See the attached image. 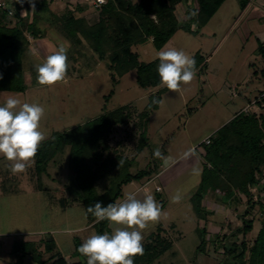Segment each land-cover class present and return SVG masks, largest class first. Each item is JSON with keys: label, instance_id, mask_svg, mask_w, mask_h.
Segmentation results:
<instances>
[{"label": "rangeland", "instance_id": "374dc122", "mask_svg": "<svg viewBox=\"0 0 264 264\" xmlns=\"http://www.w3.org/2000/svg\"><path fill=\"white\" fill-rule=\"evenodd\" d=\"M99 1L102 2L100 5H104L107 0ZM127 1L132 4L140 2ZM240 1H224L204 27L195 29L198 30L195 33L178 30L161 48L183 50L193 57L198 54L200 57L197 58L198 63L201 61L202 65L196 68V78L190 84L182 85L178 92L168 91L161 95L163 104L158 105L156 110L149 111L147 120H143L139 115L145 111L152 95H156V90L149 89H160L165 86L140 88L134 70L121 78L115 77L117 82H114L107 59L99 61L88 42L81 37V44L78 46L57 30L59 28L53 15L62 16L67 10H75L76 6L82 8V13H76L77 16L85 18L88 25H94L99 14L98 8H95L96 0H19V2L0 0L4 4L0 9L2 25L9 28L18 25L23 28L18 22L25 25L32 22L34 17L35 27L42 34L41 38L32 39L25 33L30 45L28 54L31 57L30 62L26 63L31 64V67L43 63L53 49L60 45L68 49L65 81L54 86L32 87V80L37 73L25 67L23 79L16 77L13 82V86H18L17 88L23 87L25 89L23 92L0 90V106H3L10 96H15L21 103H38L45 107L40 130L47 138L42 142L37 154L48 147L47 143L56 133H63L120 107H127L130 117L125 124L112 130L108 142L110 149L96 163L99 165L101 162L105 165L100 171L99 167L97 168L100 179L95 181L92 190L95 202L109 189V180L117 176V172L109 169L116 168V165L125 159L132 163L127 168V173L135 174L152 168L155 175L169 160L179 158L161 178L157 176L158 178L147 184V193L154 195L162 206L164 215L144 231L143 246L150 243L153 239L151 237H155L159 230L160 237L171 245L170 249L152 264H229L226 262L227 257L223 253V248L236 241L240 243L244 240L251 244L264 218V199H260L253 204V208H249L244 196L238 201L225 204V201H220L208 190L206 194H209L211 199L208 195L203 196L201 210L204 209L201 213L195 212L190 200L199 188L204 165L201 152L205 145H200L201 141L209 135L212 136L236 114L244 112L252 100L258 101L260 92L264 91V80L259 79L264 63L258 54L259 42H264V0H256L255 6L248 0L245 11L241 10ZM14 2L16 6L12 7L11 4ZM27 2L31 5L41 3L42 6L47 5L48 9L39 6V11H35L33 15L34 9L30 8L28 14V8L19 7V4ZM192 7L193 4L188 2L187 8ZM187 8L184 3L176 7L175 16L179 23L185 19ZM9 9L12 16H4L2 12ZM19 9L22 18H14L13 14ZM25 12L29 15L28 20L23 18ZM151 18L155 20L154 15ZM132 50L138 54L140 62L148 63L158 59L159 51L153 47L151 39L142 45L134 46ZM247 111L259 113L260 107L256 105ZM196 146V150L192 151ZM156 149H160L163 156L168 159L156 158L153 155ZM186 152L190 154L186 156ZM44 155L41 158L44 163L38 166L43 172L41 175L35 172L34 177H40L41 182L45 181L48 184L51 182L49 177L56 178L52 185L59 196H54L52 203H49L48 199L45 200V195L28 200L19 196L11 201L12 208L2 203L1 201H4L2 199L0 231L76 229L88 223L85 208L80 200L81 192L67 168L68 147L59 148L53 158ZM107 165L108 170L105 168ZM10 167L11 162L0 156V177L5 178L6 185L20 182L21 175L13 174ZM30 167L33 171L34 163ZM30 175V173L25 175L24 185H27ZM61 183L63 185H60ZM139 185L140 182H132L123 186L124 196L119 197L116 203L124 202L125 197ZM157 186L161 188V192L155 191ZM257 189L259 190V186ZM62 190L64 198L58 200ZM26 191L29 192L27 189ZM177 191L182 194V199L173 202L172 197ZM77 196L79 202L73 203ZM66 198L69 200L68 205L64 202ZM246 210L249 212L247 216L244 214ZM248 219L254 220L252 231L246 237L242 233L231 237L237 228L242 227L243 220ZM10 225H14L15 228H11ZM107 228V232L110 233L109 222ZM199 228H205L207 231L204 241L199 234ZM92 233L97 234L96 229L88 226L62 234L36 232L29 233L26 237H22L24 234L15 238L0 237V261L5 260L7 264H51L48 258L58 251L70 263L78 262L82 258L78 257L80 253L76 248H79ZM36 239H40L41 243L36 244L34 241ZM13 242H16L14 248ZM26 242L32 243L28 245ZM82 257L83 263L87 264L86 257Z\"/></svg>", "mask_w": 264, "mask_h": 264}, {"label": "trees", "instance_id": "16d2710c", "mask_svg": "<svg viewBox=\"0 0 264 264\" xmlns=\"http://www.w3.org/2000/svg\"><path fill=\"white\" fill-rule=\"evenodd\" d=\"M224 1L140 0L138 4H132L127 0H107L104 5L95 7L98 8L99 14L98 21L94 25H88L85 18L77 16L82 11L79 6H76L73 11L67 10L62 16L53 15V18L59 28L57 30L63 37L78 46L81 44V39L86 40L99 61L108 60V69L114 82H117L115 77L121 78L134 70L138 86L147 89L161 86L157 72L159 59L148 63L140 62L138 54L132 48L151 39L153 47L159 51L178 30L197 32L198 30L195 29L204 27ZM188 2L193 4L192 9L187 8ZM182 3L187 9L185 19L179 23L175 10ZM246 3L247 0H241L240 8L244 9ZM14 4L16 6L15 2ZM27 4L29 14L33 6L29 2ZM39 6L42 4L34 3L33 15L35 11H39ZM42 7L45 10L48 9L47 5ZM21 9L13 14L14 18H22L19 15ZM2 14L8 15V10ZM28 14L23 18L28 20ZM152 15L155 16V20L151 18ZM18 24H21L23 28L18 25L9 28L0 23V76H2L0 90L23 92L25 90L23 87L13 86L14 80L16 77L23 79L25 67L36 72L31 64L26 63L30 62L31 57L28 54L30 45L25 33L32 39L41 38L42 34L35 27L34 17L30 23L24 25L18 22ZM26 54H28L27 58H25ZM258 54L264 63V43L259 42ZM194 58L196 68L200 67L202 62L198 63L199 55L196 54ZM96 65L97 63L91 72ZM260 73L263 78L264 68ZM254 75L257 74L254 73ZM32 83L38 84L37 75ZM167 91L166 87H162L156 92L155 97L152 95L145 111L139 115L140 119L147 120L149 111L156 110L159 105L153 104V99H161V95ZM260 93L262 96L259 95L256 102L260 107L259 113L248 111L236 114L211 136L210 144L205 146L201 181L197 192L190 199L196 213L203 211L201 200L207 195L208 190L212 191V195L218 197L220 201H225V204L238 201L241 196H244L249 208H253L255 202L264 199V91ZM129 117L127 107H120L105 115L87 120L63 133H56L47 143L48 147L43 149L44 153L42 150L36 155V170L41 174L43 169H39L38 166L44 163L41 159L44 154L47 158H53L59 148L63 146L69 148L68 170L81 192L80 200L85 208L87 219L90 224H93L97 234L107 231L108 221H98L92 214L87 213L88 206L95 203L92 190L95 181L100 179L97 168L99 167L100 171L105 165L101 162L99 165L96 163L110 149L108 142L112 130L125 124ZM142 133L145 134V132ZM124 161L113 169H109V165L105 167L107 170L117 172V176L109 180V189L99 196L98 201L105 206L112 202L116 203L121 197L123 186L153 176L152 168L135 174L127 173V168L132 163L127 159ZM244 214L247 216L248 210ZM253 223V219L243 220L242 227L237 228L236 233L231 234V237L240 233L246 237L252 231ZM159 233L160 230L155 237H151L153 239L150 243L144 245L142 255L134 257V264H152L170 249V243L162 239ZM199 234L204 241L205 228L199 230ZM226 237L227 235L225 239ZM223 253L226 254V262L229 264H264V218L251 244H247L244 240L240 243L232 242L223 248ZM64 263L60 255L53 261V264Z\"/></svg>", "mask_w": 264, "mask_h": 264}, {"label": "clouds", "instance_id": "9594fccd", "mask_svg": "<svg viewBox=\"0 0 264 264\" xmlns=\"http://www.w3.org/2000/svg\"><path fill=\"white\" fill-rule=\"evenodd\" d=\"M32 6L34 9V4ZM67 51L65 46L60 45L53 49L43 63L34 66L39 85L54 86L66 80ZM158 59L160 83L169 91L178 92L182 85H188L196 78L195 58L185 51L161 49ZM152 103L162 105L163 99H153ZM45 111L44 106L21 103L15 96H10L0 106V156L11 162L10 170L13 174L25 172L34 163L39 147L47 138L40 130ZM189 154L185 153L186 156ZM153 155L168 159L160 149H156ZM181 199L179 191L172 197L173 202ZM87 213L98 221H108L111 229L110 233H92L79 246L77 251L86 257L87 264H134V257L142 255L144 251V231L164 215L162 206L147 191L143 199L129 194L121 203L112 202L105 206L97 201L88 206Z\"/></svg>", "mask_w": 264, "mask_h": 264}, {"label": "crops", "instance_id": "0c3cea01", "mask_svg": "<svg viewBox=\"0 0 264 264\" xmlns=\"http://www.w3.org/2000/svg\"><path fill=\"white\" fill-rule=\"evenodd\" d=\"M226 1V0H225ZM248 1V0H247ZM251 2L250 3H252V4H254V6H255V2H256V0H250ZM246 7H247V3H246V6L244 7V9H241L242 11H245L246 10ZM173 37V36H172ZM262 43H264V42H262ZM29 49H30V47H29ZM161 50V49H160ZM159 50V51H160ZM264 68V67H263ZM262 68V69H263ZM256 76V75H255ZM260 76V78L259 79H263L264 80V77L262 78L261 77V74L259 75ZM257 77V76H256ZM264 82V81H263ZM38 86H42V85H39V84H36V85H32V87H38ZM148 89V88H147ZM149 90H156V92L159 90V89H149ZM2 92H17V91H9V90H1ZM169 91V90H168ZM167 91V92H168ZM69 149V148H68ZM204 151V150H203ZM203 151L201 152V155H204L203 154ZM34 160H35V158H34ZM177 160H179V158H177V159H175V160H169L164 166H163V168L160 170H158L157 171V174H155V175H153L151 178H149V179H147V178H145V179H143V180H141V181H138V182H140L141 183V185H139V186H137L134 190H132L129 194H133V195H136L137 196V198H139V199H143V196H144V191H147V184L151 181V180H153L154 178H156L157 176L158 177H162L165 173H167L171 168H172V165L177 161ZM68 166V165H67ZM34 170L32 171V169H31V167L29 166L28 168H27V170L25 171V172H22V173H19V175H21V177H22V180L24 181V182H22V180H21V177H20V182H14L13 184H11V185H6V180H5V178L4 177H0V201L3 199L4 201H1L2 203H4L5 205H9L10 207H11V205L13 206V203L11 202L12 200H16L17 198H19V196H22L23 198H25V199H32V198H36V199H38L37 197H40V196H42V195H45V200L46 199H48V201H49V203H52V201L54 200L53 198H54V196H59V195H57V193H55L56 191L54 190V187H53V185H52V183H54V181L56 180V178L54 179V178H50L49 177V180H51V182H50V184H48V183H45V181H43V182H41L40 181V177H34V173L36 172V173H38L37 172V170H36V166H35V161H34ZM68 168V167H67ZM30 170V171H29ZM155 170H156V168H155ZM69 171V170H68ZM6 172V171H5ZM67 172V171H66ZM27 173H30L31 175L29 176V178H28V183H27V185H24L23 183H25L26 182V179H25V175L27 174ZM18 175V176H19ZM33 175V176H32ZM39 175H41V174H39ZM45 175H47V173H45ZM58 175V174H57ZM56 175V176H57ZM71 175V174H70ZM59 176V175H58ZM157 177V178H158ZM19 178V177H18ZM47 179V178H46ZM132 183V182H131ZM131 183H129V184H131ZM28 184H29V186H28ZM60 185H63V183H61ZM123 188V187H122ZM26 189L27 190H29V192H27L26 191ZM156 189H159L158 191L156 190ZM123 191V190H122ZM155 191L158 193V192H161V188L159 187V186H157L156 188H155ZM61 196H60V198L58 199V200H60V199H63L64 198V196H63V193H64V191L62 190L61 192ZM128 194V195H129ZM127 195V196H128ZM208 196H209V194H207ZM121 196H124L123 195V192H122V195ZM126 196V197H127ZM208 196H207V198H208ZM126 197H125V200H126ZM79 198V196H77L76 198H74V202L73 203H76V202H79L77 199ZM6 199H8V200H6ZM67 199V198H66ZM191 199V198H190ZM209 199H211L210 198V196H209ZM213 200V199H212ZM9 201V202H8ZM65 203H66V205H68V203H69V200L67 199V200H65L64 201ZM48 203V204H49ZM26 204V203H25ZM24 204V205H25ZM205 204V203H204ZM206 206V205H205ZM12 208V207H11ZM84 213H85V210H84ZM86 215V214H85ZM87 217V216H86ZM11 226V228L13 227V228H15L14 227V225L12 226V225H10ZM88 226H90V227H92L93 228V224H90L89 223V221H88V223H86L85 224V226L84 227H80V228H76V229H69V228H60V229H57V228H49V229H47V230H45V229H43V230H38V231H36V232H41V233H44V232H49V233H58V234H62V233H69V232H71V231H76V230H80V229H84V228H86V227H88ZM55 229V230H54ZM199 230H201L200 228H199ZM206 230V229H205ZM198 231V230H197ZM36 232H25V230L23 231V230H13L12 229V231L11 232H9L8 230H6V231H0V237H18L17 235H23L22 237H26V236H29V233H36ZM207 232V231H206ZM21 237V236H20ZM34 241H36L35 243L37 244V243H41V240L40 239H36V240H34ZM38 241V242H37ZM26 243H32V242H26ZM15 244H16V242H13L12 243V248H14L15 247ZM54 246H56L55 245V243H54ZM45 249H47V248H45ZM56 249V247H54L53 248V250H55ZM58 255H60V253L57 251L56 252V254L54 253V254H52L50 257L51 258H48V261L49 262H51V264H53V261H54V259H55V257L56 256H58ZM61 256V255H60ZM62 257V256H61ZM78 257H81L82 259H80V261H78V262H74V263H70L69 262V260H66V258L65 257H62L63 258V260H64V264H84L83 263V257L81 256V255H79ZM0 264H7L6 262H5V260L4 261H0Z\"/></svg>", "mask_w": 264, "mask_h": 264}, {"label": "built area", "instance_id": "2783aa9c", "mask_svg": "<svg viewBox=\"0 0 264 264\" xmlns=\"http://www.w3.org/2000/svg\"><path fill=\"white\" fill-rule=\"evenodd\" d=\"M96 7L98 6V5H100V4H102V2L101 1H99V0H96ZM3 3H1L0 2V9L3 7ZM8 15H11L12 16V11L9 9L8 10ZM260 96H262V95H260ZM257 101H256V99H254V100H252L250 103H249V105H247L246 107H245V111H244V113H246V112H248L247 110L250 108V107H254V106H256L257 105V103H256ZM256 104V105H255ZM210 142H211V136L209 135V136H207V137H205L202 141H201V143H200V145H205V146H207V145H209L210 144ZM196 148H197V146L196 147H193L192 148V151H195L196 150ZM157 191L159 190V189H156Z\"/></svg>", "mask_w": 264, "mask_h": 264}, {"label": "water", "instance_id": "95a60500", "mask_svg": "<svg viewBox=\"0 0 264 264\" xmlns=\"http://www.w3.org/2000/svg\"><path fill=\"white\" fill-rule=\"evenodd\" d=\"M14 5H15L14 3L11 4L12 7H14ZM19 7H20V8L24 7V9H25V8L27 9V8H28V5L25 4V3H21V4H19Z\"/></svg>", "mask_w": 264, "mask_h": 264}]
</instances>
